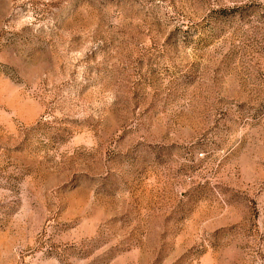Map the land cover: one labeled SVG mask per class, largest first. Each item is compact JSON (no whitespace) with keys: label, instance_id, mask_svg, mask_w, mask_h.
Here are the masks:
<instances>
[{"label":"rangeland","instance_id":"374dc122","mask_svg":"<svg viewBox=\"0 0 264 264\" xmlns=\"http://www.w3.org/2000/svg\"><path fill=\"white\" fill-rule=\"evenodd\" d=\"M0 264H264V0H0Z\"/></svg>","mask_w":264,"mask_h":264}]
</instances>
